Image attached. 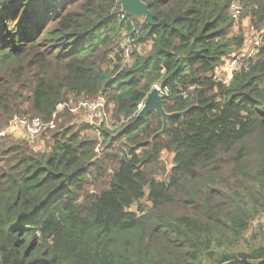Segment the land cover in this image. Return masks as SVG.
Masks as SVG:
<instances>
[{
    "label": "trees",
    "instance_id": "trees-1",
    "mask_svg": "<svg viewBox=\"0 0 264 264\" xmlns=\"http://www.w3.org/2000/svg\"><path fill=\"white\" fill-rule=\"evenodd\" d=\"M143 1L154 24L119 0H0V131L99 94L123 122L100 152L59 118L47 151L2 138L0 264H264L247 237L264 215V35L225 85L215 70L246 42L232 0ZM247 15L264 30V0ZM124 39L150 44L131 66ZM158 85L168 113L187 112L163 135L156 112L116 135Z\"/></svg>",
    "mask_w": 264,
    "mask_h": 264
},
{
    "label": "built area",
    "instance_id": "built-area-1",
    "mask_svg": "<svg viewBox=\"0 0 264 264\" xmlns=\"http://www.w3.org/2000/svg\"><path fill=\"white\" fill-rule=\"evenodd\" d=\"M245 0H232L229 6L230 16L239 23L241 21L244 11ZM253 30L255 37L250 39V42H245L244 46L233 53L231 56L224 59L223 63L218 66L215 70V78L222 84L229 85L237 71L246 69L249 67L250 60L256 56L262 48V37L264 34H259L253 25L250 26ZM125 44L124 55L130 56L131 50ZM108 100L106 95L99 94L98 97L90 100H80L78 102L70 101L69 103H61L57 106V111L54 113L52 118L48 121L43 120L40 117H34L30 119H19L15 118L11 121L10 128L0 131V141L8 132L12 129H21L24 132V136L28 141H33L42 135L46 131H52L56 128L57 120L60 112L70 111L71 113L77 114L80 110L88 113L90 116H101L107 114Z\"/></svg>",
    "mask_w": 264,
    "mask_h": 264
},
{
    "label": "rangeland",
    "instance_id": "rangeland-1",
    "mask_svg": "<svg viewBox=\"0 0 264 264\" xmlns=\"http://www.w3.org/2000/svg\"><path fill=\"white\" fill-rule=\"evenodd\" d=\"M250 17L247 15L242 21L239 23H236L234 26V34H240L241 32L245 36V41H249L250 39H253L255 37V34H253V30L250 29ZM259 34H264V30H257ZM125 38V37H124ZM128 39H124L125 44L129 45L128 47L131 50L130 56H123L122 64L124 66H131L134 62V56L132 55V52L137 49L139 52H146V50L150 49V44H145L143 47H136L132 44H130ZM237 53V51H235ZM234 52V53H235ZM159 87V85H158ZM160 88V87H159ZM80 100H83V98H80ZM78 100V101H80ZM74 101V102H78ZM123 122H116L115 119H113V110L112 107H108L107 114H103L101 116H95L92 117L88 113L84 112L83 110H80L75 113H71L70 111H63L59 114V126L58 130H63V128L67 126H72V128L76 130H81L82 135H86L88 137H92L96 139L99 142V148L98 151L100 152L102 150L105 137L103 134V130H109L113 131L116 130L119 126L122 125ZM11 125V124H10ZM10 128V126H8ZM14 132L9 130V135L11 137H14L15 139H24L28 141L25 136L24 132L21 129H12ZM55 132L46 131L42 135H40L38 138H36L33 141H28L30 146L33 148L35 152H44L49 149V146L52 144V136ZM2 141H0L1 146ZM101 146V147H100ZM0 152V157H1ZM163 165L165 167L166 172L162 171V173H159L158 179H165L167 174L170 172L171 167L173 166V154L164 152L163 153ZM144 204H149L146 200L143 201ZM150 205V204H149ZM135 210V207L133 208ZM257 234L259 237L257 243L255 244H264V215L261 216L258 220L253 222L252 227L250 228L248 238L249 242L251 240V237H253V234ZM248 244V243H246ZM254 246L251 243L248 245ZM244 263V262H243ZM247 264V263H245Z\"/></svg>",
    "mask_w": 264,
    "mask_h": 264
},
{
    "label": "water",
    "instance_id": "water-1",
    "mask_svg": "<svg viewBox=\"0 0 264 264\" xmlns=\"http://www.w3.org/2000/svg\"><path fill=\"white\" fill-rule=\"evenodd\" d=\"M122 5V11L125 14L132 15L139 19H145L149 24H154V13L148 8L143 0H119ZM163 23V21H161ZM152 112H156L163 121V127L158 132L163 135L168 128L170 118L185 114L187 111L168 113L164 108V98L161 93V88L154 86L151 92L146 97L144 104L141 106L134 122L127 124L116 135L123 134L128 128L135 125L139 121L146 118Z\"/></svg>",
    "mask_w": 264,
    "mask_h": 264
}]
</instances>
